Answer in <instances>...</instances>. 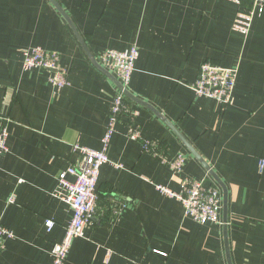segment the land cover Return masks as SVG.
<instances>
[{
    "label": "crops",
    "instance_id": "0c3cea01",
    "mask_svg": "<svg viewBox=\"0 0 264 264\" xmlns=\"http://www.w3.org/2000/svg\"><path fill=\"white\" fill-rule=\"evenodd\" d=\"M240 10L232 0H0V225L12 231L0 264L52 263L72 217L57 176L80 162L75 144L102 147L119 89L98 57L132 45L125 100L137 115L115 124L94 214L65 264H264V10L247 35L233 28ZM33 47L58 54L67 85L23 68ZM203 62L237 69L229 104L196 95ZM188 178L219 190V223L185 216L156 189L180 191Z\"/></svg>",
    "mask_w": 264,
    "mask_h": 264
},
{
    "label": "built area",
    "instance_id": "2783aa9c",
    "mask_svg": "<svg viewBox=\"0 0 264 264\" xmlns=\"http://www.w3.org/2000/svg\"><path fill=\"white\" fill-rule=\"evenodd\" d=\"M241 6L236 20L234 30L247 35L255 14L264 10V0H232ZM23 68L29 70L33 67H41L53 71L51 81L57 87L67 85L68 78L65 69L59 64V57L56 52L47 51L41 47H33L23 50ZM138 57V48L135 45L125 49H107L98 57V63L114 73L119 80L111 114L102 137V147L92 149L86 146L75 144L73 149L79 153L81 159L77 165H71L61 171L57 176V189L55 196L68 203L72 209V217L65 227V232L61 241L52 247V263L65 264L66 257L75 237L83 234L84 227L93 216L96 206V184L99 170L102 164L109 162L107 155L108 145L114 132L115 124L121 114H126L130 119L137 115V111L132 110L126 104V92L135 60ZM237 69L235 67H222L210 62H203L199 68V74L192 88L196 95L210 97L217 100L222 106L229 104L232 92L236 83ZM129 134L138 138V133L133 123L129 125ZM7 132L0 131V157L7 150ZM144 148H150L148 143H144ZM184 158L176 157L170 166L174 170H179ZM260 169L264 167V158L259 160ZM156 189L160 192L174 196L181 201L184 208V215L189 216L197 222L206 223L220 221L221 198L216 187H208L203 181L186 179L180 191H174L167 186L157 184ZM48 229L53 225L51 220L46 221ZM12 231L0 225V247L5 237H11ZM134 264H142L136 262Z\"/></svg>",
    "mask_w": 264,
    "mask_h": 264
},
{
    "label": "water",
    "instance_id": "95a60500",
    "mask_svg": "<svg viewBox=\"0 0 264 264\" xmlns=\"http://www.w3.org/2000/svg\"><path fill=\"white\" fill-rule=\"evenodd\" d=\"M99 66V65H98ZM99 68H101L103 71H105V69L101 66H99ZM120 86V85H119ZM125 92H127V89L125 90ZM173 130L177 133V135H179V137L182 139V141L184 142V144L189 148V150L198 158V160L206 167L208 168V165L205 163V161L198 155V153L195 151V149L190 145V143L188 141H186L183 136L174 128L172 127Z\"/></svg>",
    "mask_w": 264,
    "mask_h": 264
}]
</instances>
